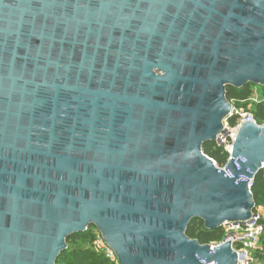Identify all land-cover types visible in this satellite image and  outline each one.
Masks as SVG:
<instances>
[{"label": "water", "instance_id": "1", "mask_svg": "<svg viewBox=\"0 0 264 264\" xmlns=\"http://www.w3.org/2000/svg\"><path fill=\"white\" fill-rule=\"evenodd\" d=\"M264 88V0H0V264L94 226L119 264H238L187 235L249 221L264 127L203 152Z\"/></svg>", "mask_w": 264, "mask_h": 264}, {"label": "trees", "instance_id": "2", "mask_svg": "<svg viewBox=\"0 0 264 264\" xmlns=\"http://www.w3.org/2000/svg\"><path fill=\"white\" fill-rule=\"evenodd\" d=\"M256 95L261 100L257 104L252 101ZM226 98L235 107L252 112L258 124H264L263 87L252 84L240 89L227 87ZM229 123L234 125L235 119H230ZM203 152L214 160L220 168L225 167L228 162V155L216 143L204 144ZM251 193L256 205L255 212L262 209L264 213V169L255 177L251 186ZM261 223L264 225V216ZM100 235L99 231L94 226H91L86 232L71 236L67 240V249L60 255L56 264H119L117 259L112 261L104 251L96 248L95 241ZM187 235L191 239L198 240L202 245L218 243L226 237L224 228L207 230L204 222L199 219L191 222ZM260 245V249L253 254L254 261L252 264H264V232Z\"/></svg>", "mask_w": 264, "mask_h": 264}, {"label": "built area", "instance_id": "3", "mask_svg": "<svg viewBox=\"0 0 264 264\" xmlns=\"http://www.w3.org/2000/svg\"><path fill=\"white\" fill-rule=\"evenodd\" d=\"M254 103H260V98L256 95L252 99ZM232 104V103H231ZM235 119V124L229 123L230 119ZM245 123H254L259 127H264V124H258L254 114L248 110L240 109L232 104V111L227 120L224 121V130L217 137L216 144L223 148V151L230 159L233 152V145L236 136ZM217 166L216 162L212 160ZM224 168V167H223ZM252 183L250 185V188ZM263 215L260 210L253 212L251 219L245 223H226L225 229L226 237L223 241L210 244L211 248L221 246L226 242H230L232 249L238 255V264H252L254 261L253 254L260 249V240L264 232V225L261 223ZM95 246L98 250L106 253L107 257L112 261H116V256L111 249L105 244L102 236H98L95 241Z\"/></svg>", "mask_w": 264, "mask_h": 264}, {"label": "crops", "instance_id": "4", "mask_svg": "<svg viewBox=\"0 0 264 264\" xmlns=\"http://www.w3.org/2000/svg\"><path fill=\"white\" fill-rule=\"evenodd\" d=\"M262 215L264 216L263 210H262Z\"/></svg>", "mask_w": 264, "mask_h": 264}, {"label": "rangeland", "instance_id": "5", "mask_svg": "<svg viewBox=\"0 0 264 264\" xmlns=\"http://www.w3.org/2000/svg\"><path fill=\"white\" fill-rule=\"evenodd\" d=\"M261 213H262V209H260Z\"/></svg>", "mask_w": 264, "mask_h": 264}]
</instances>
